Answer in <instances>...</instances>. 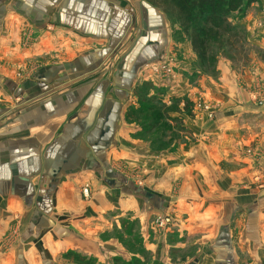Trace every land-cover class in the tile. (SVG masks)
Instances as JSON below:
<instances>
[{
    "label": "crops",
    "instance_id": "0c3cea01",
    "mask_svg": "<svg viewBox=\"0 0 264 264\" xmlns=\"http://www.w3.org/2000/svg\"><path fill=\"white\" fill-rule=\"evenodd\" d=\"M170 27L144 0H0V264H73L67 253L112 264L123 251L113 227L125 218L135 258L149 264H264V187L253 181L264 162L239 153L253 134L241 146L233 133L237 122L263 125L264 103L225 104L212 121L187 116L202 75L189 43L188 62L173 56L174 78L162 83L152 69L172 53ZM22 67L35 69L16 81ZM143 83L178 107L169 120L183 124V142L169 150L134 142L139 128L125 125ZM130 155L145 170L133 194L112 167Z\"/></svg>",
    "mask_w": 264,
    "mask_h": 264
},
{
    "label": "rangeland",
    "instance_id": "374dc122",
    "mask_svg": "<svg viewBox=\"0 0 264 264\" xmlns=\"http://www.w3.org/2000/svg\"><path fill=\"white\" fill-rule=\"evenodd\" d=\"M167 21L171 26L170 38H172L174 48L171 50L170 55L167 54L163 62L152 68L158 81L162 78H174L173 68L178 63L173 58L175 54L186 56L188 62L187 53L182 54L184 43H187V40L179 38L180 35L175 34L177 26L168 18ZM229 21L237 26L236 31L239 32L238 34L242 38L238 43L235 42L234 49L223 42L221 44L219 42L212 43L206 57L201 61L191 50L194 55V62L191 61V66L198 68L202 75L199 74L193 82L192 99L187 100V104L184 101L182 109L187 116H193L198 121H203L204 118L212 121L215 115L225 107V104L231 106L242 104L246 97L252 104L264 103V0H254L246 9L231 14ZM21 41L23 44L29 39L22 38ZM50 61L48 59L45 62ZM34 69L22 67L13 75V78L16 81H22V77L30 75V72ZM145 74H148L147 69ZM160 81L164 83L165 80ZM212 91L214 94H212ZM161 96L157 97V102L160 104L162 102ZM132 97H134L133 102L129 103L124 113V122L129 128H139L137 134L135 132L131 134L134 142L137 139L142 142L141 144L148 145L152 141L153 144L150 145L149 149L155 152L169 150V148L175 146V143L183 142L181 136L183 132H178L184 129L183 124L175 123L173 120H169L168 117L171 113L179 112L175 103L171 106L166 104L162 108V106L145 101L137 103L134 92ZM137 107L140 108L139 111L135 110ZM4 108L5 106H0V110ZM3 116L4 113H1L0 117ZM2 119L4 120V118ZM260 121L257 117L256 121H252V124L244 125L237 122L233 129L236 140L241 146L243 145L242 141L247 137V133L253 134L254 140L252 143L247 145L246 148L239 149V153L252 165L264 162V136H260L264 134V124H260ZM112 167L129 180L128 192L133 194L135 186L140 187L144 184L141 177L145 170L135 165V155H130L127 159H118L117 162L112 163ZM139 178H141V181ZM253 181L258 188L264 187L263 179L259 182L260 178H254ZM178 189L179 186L175 184L172 196L177 194ZM83 190L84 187L81 193ZM87 191L89 192V188H87ZM123 222V228L113 227V235H116V239L122 245L123 251L119 250V256L125 262H129L135 258V249L138 248L135 241V222L131 224L130 220L126 218ZM154 226L156 229L164 230L166 227L165 216H157ZM17 236V234H12L11 237H6L5 244H10V241ZM141 258L143 259V257ZM72 263L75 264V262Z\"/></svg>",
    "mask_w": 264,
    "mask_h": 264
},
{
    "label": "trees",
    "instance_id": "16d2710c",
    "mask_svg": "<svg viewBox=\"0 0 264 264\" xmlns=\"http://www.w3.org/2000/svg\"><path fill=\"white\" fill-rule=\"evenodd\" d=\"M144 1L160 10L177 26L175 34L180 35L179 38L187 40L192 52L200 61L204 60L212 43L219 42L221 44L223 42L234 49L235 42L238 43L242 38L238 34L239 32L236 31L237 26L229 21V16L235 12H241V10L246 9L254 2V0ZM150 90H155L154 94L151 95ZM134 94L137 103L145 101L162 106V108L165 107L162 102L161 104L157 102L158 94L156 89L152 88L149 83H143L142 86L137 87ZM184 101L186 104L188 103L186 99ZM135 110L139 111L140 108L137 107ZM158 119L160 120V117ZM171 120L178 121L179 119L172 118ZM151 144H153L152 141L150 142ZM141 254L143 255V260L141 258H133L131 261L125 262L121 258H114L112 264H149L147 255L142 252ZM65 258L75 262V264H92V261L73 253H67Z\"/></svg>",
    "mask_w": 264,
    "mask_h": 264
},
{
    "label": "built area",
    "instance_id": "2783aa9c",
    "mask_svg": "<svg viewBox=\"0 0 264 264\" xmlns=\"http://www.w3.org/2000/svg\"><path fill=\"white\" fill-rule=\"evenodd\" d=\"M82 195H83L84 197H87V195H88L87 187H84V190L82 191ZM159 224H160V223H159Z\"/></svg>",
    "mask_w": 264,
    "mask_h": 264
}]
</instances>
